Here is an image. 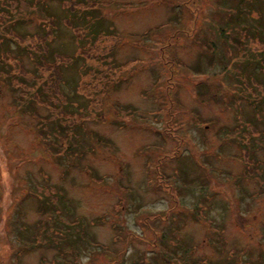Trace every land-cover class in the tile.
Listing matches in <instances>:
<instances>
[{"label": "rangeland", "instance_id": "rangeland-1", "mask_svg": "<svg viewBox=\"0 0 264 264\" xmlns=\"http://www.w3.org/2000/svg\"><path fill=\"white\" fill-rule=\"evenodd\" d=\"M0 264H264V0H0Z\"/></svg>", "mask_w": 264, "mask_h": 264}, {"label": "trees", "instance_id": "trees-1", "mask_svg": "<svg viewBox=\"0 0 264 264\" xmlns=\"http://www.w3.org/2000/svg\"><path fill=\"white\" fill-rule=\"evenodd\" d=\"M4 3L2 2V5H3ZM52 21H53V17H52ZM56 91H58L57 89H56Z\"/></svg>", "mask_w": 264, "mask_h": 264}]
</instances>
